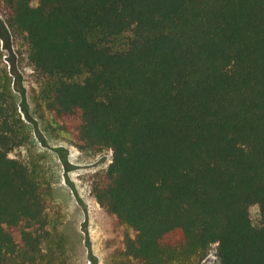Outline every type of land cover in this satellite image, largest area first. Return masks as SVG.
Returning <instances> with one entry per match:
<instances>
[{"label": "trees", "instance_id": "trees-1", "mask_svg": "<svg viewBox=\"0 0 264 264\" xmlns=\"http://www.w3.org/2000/svg\"><path fill=\"white\" fill-rule=\"evenodd\" d=\"M93 192L131 230L119 264H264V0H0ZM0 83V264H43L52 185ZM258 206L260 223L251 209Z\"/></svg>", "mask_w": 264, "mask_h": 264}, {"label": "rangeland", "instance_id": "rangeland-1", "mask_svg": "<svg viewBox=\"0 0 264 264\" xmlns=\"http://www.w3.org/2000/svg\"><path fill=\"white\" fill-rule=\"evenodd\" d=\"M41 76L32 66L22 39L0 13V83L9 85L19 106L29 140L10 152L29 165L34 175L52 185L51 239L43 243V264H119L118 252L131 230L119 225L93 192L96 174L108 168L113 150L82 151L42 99ZM260 223L258 206L251 209ZM217 244L203 260L220 264Z\"/></svg>", "mask_w": 264, "mask_h": 264}]
</instances>
